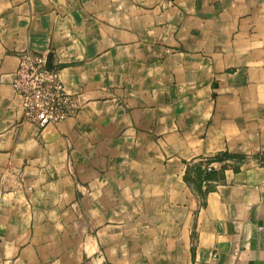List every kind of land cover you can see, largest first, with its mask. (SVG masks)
<instances>
[{
	"label": "crops",
	"instance_id": "1",
	"mask_svg": "<svg viewBox=\"0 0 264 264\" xmlns=\"http://www.w3.org/2000/svg\"><path fill=\"white\" fill-rule=\"evenodd\" d=\"M24 52L74 99L43 130ZM0 264H264V0H0Z\"/></svg>",
	"mask_w": 264,
	"mask_h": 264
},
{
	"label": "built area",
	"instance_id": "2",
	"mask_svg": "<svg viewBox=\"0 0 264 264\" xmlns=\"http://www.w3.org/2000/svg\"><path fill=\"white\" fill-rule=\"evenodd\" d=\"M10 87L26 122L39 130L57 125L74 112V99L59 74L46 68V57L24 52L18 57ZM207 173L212 167H205Z\"/></svg>",
	"mask_w": 264,
	"mask_h": 264
},
{
	"label": "trees",
	"instance_id": "3",
	"mask_svg": "<svg viewBox=\"0 0 264 264\" xmlns=\"http://www.w3.org/2000/svg\"><path fill=\"white\" fill-rule=\"evenodd\" d=\"M228 159L241 161L243 160V157H236V156L229 155V154H221L215 157L216 162H221V161L228 160ZM214 178H215L214 175H210L206 173L204 182L209 181Z\"/></svg>",
	"mask_w": 264,
	"mask_h": 264
},
{
	"label": "water",
	"instance_id": "4",
	"mask_svg": "<svg viewBox=\"0 0 264 264\" xmlns=\"http://www.w3.org/2000/svg\"><path fill=\"white\" fill-rule=\"evenodd\" d=\"M46 68L49 69V70H55V67L51 63L50 56L46 57Z\"/></svg>",
	"mask_w": 264,
	"mask_h": 264
}]
</instances>
